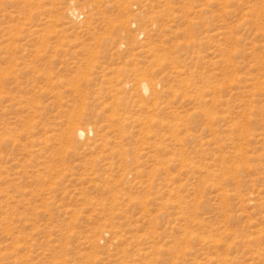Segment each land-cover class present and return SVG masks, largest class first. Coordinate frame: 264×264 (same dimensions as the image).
I'll return each instance as SVG.
<instances>
[{"label":"rangeland","instance_id":"rangeland-1","mask_svg":"<svg viewBox=\"0 0 264 264\" xmlns=\"http://www.w3.org/2000/svg\"><path fill=\"white\" fill-rule=\"evenodd\" d=\"M0 264H264V0H0Z\"/></svg>","mask_w":264,"mask_h":264}]
</instances>
